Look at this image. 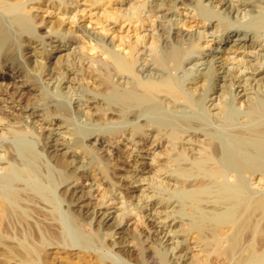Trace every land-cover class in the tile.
I'll list each match as a JSON object with an SVG mask.
<instances>
[{
  "label": "bare ground",
  "instance_id": "bare-ground-1",
  "mask_svg": "<svg viewBox=\"0 0 264 264\" xmlns=\"http://www.w3.org/2000/svg\"><path fill=\"white\" fill-rule=\"evenodd\" d=\"M33 1L37 0H0V120L7 122L4 136H0L4 141L0 145V264H123L116 263L108 254L88 251L94 248L96 237L80 229V216L76 211L84 212L86 217L89 215L81 199L77 197L71 202L73 216L58 208L55 187L66 177V160L58 139L43 138L39 134L40 150L54 160L59 171L54 174L47 160L41 157L36 139L23 127H14L20 119L11 109H15L14 103L29 90L27 79L12 71L17 63L14 39L15 35H31L34 16L27 2ZM70 1L63 6L67 12L74 6V0ZM112 1L117 5L114 9L126 15L125 19L137 23L134 29L138 32L135 35L140 47L137 48V43H126L122 37L116 40L113 22L109 23L110 34L100 32L98 27L79 18L71 22L74 32L110 57L116 72L136 79L135 84L123 91L105 83L114 99L128 107L150 110L161 107L157 99L163 96L174 104L176 111L188 109L196 119L215 115L218 122V132L210 133L197 150L200 169L210 178L208 182L198 181V190L191 198L199 202L214 198L225 210L214 221L209 235L203 233L208 218L192 224L199 233L201 254L197 261L207 263L214 245L222 251L224 264H261L264 261V224L261 225L264 190L254 196L257 191L247 188V179L257 174L258 182H264V0ZM120 45L128 48V57L114 53ZM141 47L150 48L149 60L153 66L140 74L134 64L135 54ZM113 111L111 114L116 115ZM191 123L193 120L188 118L177 126L183 129ZM159 124L171 123L168 119H159ZM176 134L174 128L171 136ZM89 144L97 158L108 163L113 146L99 138L89 140ZM146 147L131 162L120 158L113 167L115 180L127 199L139 194L143 184L155 176L161 166L148 158L156 145L150 142ZM177 171L182 175L191 174L190 170ZM231 172L235 174V181L226 183V174ZM217 177L222 179L217 180ZM112 219L110 213L100 217L106 228L113 226ZM51 247L53 252L48 251ZM68 247L79 249L74 256L76 261L59 262L54 256L66 253Z\"/></svg>",
  "mask_w": 264,
  "mask_h": 264
},
{
  "label": "rangeland",
  "instance_id": "rangeland-1",
  "mask_svg": "<svg viewBox=\"0 0 264 264\" xmlns=\"http://www.w3.org/2000/svg\"><path fill=\"white\" fill-rule=\"evenodd\" d=\"M93 1H96L94 6L91 5ZM70 2H27L31 8L29 12L34 16L33 31L31 35H15L17 63L12 70L23 79H30L26 80L29 92L26 91L20 101L14 103L15 109H11L20 119L14 123V127H23L25 132L36 139L41 157L47 160L54 174H59V171L54 160L48 159L47 153L40 150L39 134L43 138L58 139L62 146L66 177L55 187L58 208L66 215L73 216L71 202L77 197L81 199L87 205L89 215L86 217L84 212L76 211L80 216V229L85 234L96 237L94 248L88 251L108 254L116 263L224 264L221 262L222 251L214 245L211 246L212 252L207 263L197 261L200 253L199 233L192 227L194 222L208 218L209 223L203 233L209 235L214 221L225 210L214 198H205L202 202L191 198L198 190L197 183L208 182L210 178L206 171L200 169L197 150L207 141L210 133L218 132L216 116L196 119L188 109L176 111L174 104L163 96L157 99L161 101V107L150 110L145 107H128L114 99L113 92L105 88V83L109 82L123 91L135 84L136 79L116 72L107 54L73 31V22L77 18L90 22V25H95L104 34H110L109 23L113 22L116 25L113 33L115 39L119 41L122 37L126 43H137L138 48V36L135 35L138 32L134 29L137 23L133 19H125L126 15L115 10L117 5L112 0H74L73 9L67 12L63 6ZM118 33L121 35H117ZM114 53L122 57L130 54L123 45L116 47ZM150 56V48L141 47L135 54L134 69L138 73L153 66ZM112 110L116 115L111 114ZM188 118L193 123L187 128L177 126ZM159 119H168L171 124L160 125ZM6 127V120H0V136H4ZM174 128L177 134L173 137L171 135ZM2 137L0 145L4 142ZM93 138L104 139L113 146L114 152L108 163L97 158L96 151L89 144V140ZM150 142L156 145V150H151L148 158L161 166L157 174L143 184L142 193L139 191L134 198L127 199L115 180L113 167L120 158L131 162L139 152L146 150ZM178 169L190 170L191 174H179ZM259 177L256 174L247 179V188L257 191L254 196H259L264 190V182L259 183ZM221 179L219 177L217 180ZM226 179V183L234 182L235 174L227 173ZM107 213L113 218L111 228H106L100 221L102 214ZM263 224L264 220L261 222ZM99 247L101 250H97ZM48 251L53 252L54 249L51 247ZM78 252L77 247H68L66 253L52 255L59 262L62 260L67 263L76 261L74 256Z\"/></svg>",
  "mask_w": 264,
  "mask_h": 264
}]
</instances>
